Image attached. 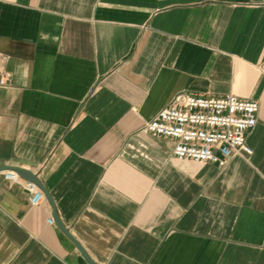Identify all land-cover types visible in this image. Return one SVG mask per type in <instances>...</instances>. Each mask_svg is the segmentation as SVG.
I'll return each mask as SVG.
<instances>
[{
    "label": "crops",
    "instance_id": "1",
    "mask_svg": "<svg viewBox=\"0 0 264 264\" xmlns=\"http://www.w3.org/2000/svg\"><path fill=\"white\" fill-rule=\"evenodd\" d=\"M4 81V83H1ZM260 104L251 156L180 161L177 95ZM0 264H264V0H0ZM7 171V170H6Z\"/></svg>",
    "mask_w": 264,
    "mask_h": 264
},
{
    "label": "built area",
    "instance_id": "2",
    "mask_svg": "<svg viewBox=\"0 0 264 264\" xmlns=\"http://www.w3.org/2000/svg\"><path fill=\"white\" fill-rule=\"evenodd\" d=\"M259 112L257 100L234 94L212 98L182 93L148 121L145 130L155 137L171 139L173 156L180 161L224 167L234 156L253 154L247 139L258 123ZM4 173L30 194L32 206L44 201L38 185L14 171ZM49 224L53 225L54 219H49Z\"/></svg>",
    "mask_w": 264,
    "mask_h": 264
},
{
    "label": "water",
    "instance_id": "3",
    "mask_svg": "<svg viewBox=\"0 0 264 264\" xmlns=\"http://www.w3.org/2000/svg\"><path fill=\"white\" fill-rule=\"evenodd\" d=\"M14 171L16 172L21 178L31 181L33 183H35L36 185L39 186V188L43 189L45 192V195L47 197V199L49 200V202L51 203L52 207L54 208V210L56 209L55 207V203L53 198L51 197V195L44 189L43 185L41 184V182L39 181L38 177L36 175H34L31 171L25 170V169H21V168H11V167H2L0 168V172L1 171ZM54 223H56V225L58 226V228L71 240L75 243V245L77 246V248L79 249V251L81 252V254L84 256V258L86 259V261L89 264H96L92 261V259L88 256V254L85 252V250L82 248V246L71 236L70 232L66 229V227L64 226V224L60 221L57 212L55 211L54 213Z\"/></svg>",
    "mask_w": 264,
    "mask_h": 264
}]
</instances>
